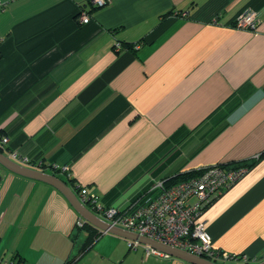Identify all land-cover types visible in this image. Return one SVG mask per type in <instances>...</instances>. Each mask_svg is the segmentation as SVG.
<instances>
[{"label": "crops", "instance_id": "1", "mask_svg": "<svg viewBox=\"0 0 264 264\" xmlns=\"http://www.w3.org/2000/svg\"><path fill=\"white\" fill-rule=\"evenodd\" d=\"M248 11L256 29L236 28ZM0 150L122 211L157 195L160 181L246 162L249 173L202 220L215 248L237 257L217 263L264 260V0H0ZM0 172L1 254L189 264L112 233L90 244L93 229L77 226L82 216L60 190Z\"/></svg>", "mask_w": 264, "mask_h": 264}, {"label": "built area", "instance_id": "2", "mask_svg": "<svg viewBox=\"0 0 264 264\" xmlns=\"http://www.w3.org/2000/svg\"><path fill=\"white\" fill-rule=\"evenodd\" d=\"M111 0H92L97 7L106 6ZM91 17L83 13L80 22L86 24ZM260 22V17L255 11L240 14L235 22L238 29L254 30ZM134 48H139L136 44ZM114 50H123V44L116 41ZM3 143L8 138L3 137ZM13 161L26 165L42 168L43 162L34 163L31 159L18 150L9 154ZM54 170L66 172L67 166L59 167L51 164ZM250 171L246 165H211L197 175L180 181L172 186H165V181L156 185L159 190L155 196H149L138 201L131 209L122 211L114 206H107L100 202L97 194L89 192L82 186H77L82 203L92 209L96 215L101 217L112 226L153 239L164 245L185 250L209 260L224 263L236 259V255L220 251L215 248L212 238L207 231L206 224L202 220L205 210L219 199L228 189L241 181ZM86 220L80 217L77 221L78 227H83ZM102 234L107 233L104 231ZM128 246L136 250L143 247L146 255L167 257L166 253L160 252L150 246L138 241L128 240ZM247 260V259H246ZM0 264H25L19 257H0Z\"/></svg>", "mask_w": 264, "mask_h": 264}, {"label": "water", "instance_id": "3", "mask_svg": "<svg viewBox=\"0 0 264 264\" xmlns=\"http://www.w3.org/2000/svg\"><path fill=\"white\" fill-rule=\"evenodd\" d=\"M0 169H6L18 175L36 179V180H39V181H42V182H45V183H48L54 186L55 188L60 190L69 199V201L74 206V208L77 210V212L89 224L93 225L94 227L98 228L101 231L116 234L126 239L138 241L141 244L150 246L170 256L181 258L185 260L186 262H188L189 264H220L215 261L209 260L207 258L194 255L185 250H181L175 247L164 245L153 239H150L148 237L139 235L137 233H134L128 230H125L123 228L110 225L105 220H103L101 217H99L94 212H92L87 206H85L81 202V200L78 198V196L75 194V192L69 186H67V184L63 180L45 171L36 170V169L23 166L13 161L12 159L8 158L6 155H4L1 152V150H0ZM1 180H2V174L0 172V182ZM256 264H264V260Z\"/></svg>", "mask_w": 264, "mask_h": 264}, {"label": "trees", "instance_id": "4", "mask_svg": "<svg viewBox=\"0 0 264 264\" xmlns=\"http://www.w3.org/2000/svg\"><path fill=\"white\" fill-rule=\"evenodd\" d=\"M100 8V7H99ZM129 46V48H134V45H128ZM240 165H246V166H248V167H251V165L250 164H247L246 162H242V163H239V164H237V165H233V166H240ZM201 171H192V172H188V173H185V174H183V175H180V176H178V177H175V178H172V179H169V180H165V182H164V185L165 186H172V185H174V184H177L178 182H180V181H183V180H186V179H188V178H190V177H192V176H194V175H197V174H199ZM147 197H149V196H146V197H143L142 199H140V200H143V199H145V198H147ZM139 200V201H140ZM79 228H81V227H79ZM83 229H93L92 230V234L90 235V237H89V240H88V243H90V244H92L93 243V241L94 240H96L102 233L100 232V230L99 229H96L93 225H91V224H89V223H86L83 227H82ZM86 247V246H85ZM221 251V250H220ZM249 264V263H248Z\"/></svg>", "mask_w": 264, "mask_h": 264}, {"label": "rangeland", "instance_id": "5", "mask_svg": "<svg viewBox=\"0 0 264 264\" xmlns=\"http://www.w3.org/2000/svg\"><path fill=\"white\" fill-rule=\"evenodd\" d=\"M1 250V249H0ZM1 252V251H0ZM4 252V251H3ZM9 253L8 252H5V254H1L0 253V257H6V258H11V257H9Z\"/></svg>", "mask_w": 264, "mask_h": 264}]
</instances>
